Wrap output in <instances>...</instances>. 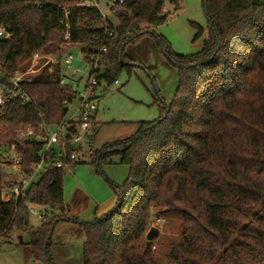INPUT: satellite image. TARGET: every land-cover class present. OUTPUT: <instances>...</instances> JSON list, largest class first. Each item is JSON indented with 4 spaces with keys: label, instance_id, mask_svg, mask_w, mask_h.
<instances>
[{
    "label": "trees",
    "instance_id": "obj_1",
    "mask_svg": "<svg viewBox=\"0 0 264 264\" xmlns=\"http://www.w3.org/2000/svg\"><path fill=\"white\" fill-rule=\"evenodd\" d=\"M181 1L171 0L175 10ZM116 2V25L104 28L97 10L65 0H0V26L11 33L0 39V85L25 71L34 53L65 45L64 6L70 43L86 49L85 59L107 49L94 73L99 83L110 85L121 71L130 73L125 46L149 34L142 26L163 25L167 14L164 0ZM202 5L207 27L192 24V43L204 37L197 53L176 54L155 38L178 74L173 100L160 106L157 120L136 123L134 135L91 157L98 172L118 157L128 176L113 187L116 202L108 213L79 223L85 235L82 264H160L146 240L153 212L180 222L182 239L169 251L172 264H264V0ZM48 68L21 83L28 103L14 101L0 112V147H15L25 173L39 161L43 143L31 138L19 145L17 131L39 135L43 125L61 123L68 111L63 103L76 99L72 87L59 85L61 66ZM58 158L53 153L46 163ZM1 164L0 238L27 235L29 243H21L27 255L54 264L50 240L64 220V169H48L18 198L4 197ZM25 203L47 209L37 228L30 226Z\"/></svg>",
    "mask_w": 264,
    "mask_h": 264
},
{
    "label": "rangeland",
    "instance_id": "obj_2",
    "mask_svg": "<svg viewBox=\"0 0 264 264\" xmlns=\"http://www.w3.org/2000/svg\"><path fill=\"white\" fill-rule=\"evenodd\" d=\"M101 10L112 20V24L116 25L115 18L108 10L105 7ZM163 13L167 14L163 25L156 28L142 26L141 31L147 30L149 34L125 46L124 55L131 61L129 65H135L131 67V72L121 71L116 76L115 83L110 85L101 83V86L95 88L93 92V96L99 101L97 112L93 116L94 122L78 146L81 160L72 171L67 168L63 170V199L70 211L59 214H62V219L70 221L59 220L53 229L50 252L54 264H82L85 235L79 223H91L108 213L116 202L113 187L121 185L127 179L128 167L121 164L116 156L112 157L111 163L102 165L98 172L91 158L94 152L134 135L136 123L157 120L160 106L162 104L168 106L173 100L178 85V74L175 68L166 63L158 40L155 38L163 39L171 50L179 55H191L199 51L204 37L192 43L195 35L192 24H197L203 29L207 27L202 0H182L177 10L171 0H164ZM61 53L73 56L71 62L61 60L66 85L72 87L75 92L83 94L91 71L84 60L86 49L68 44L43 54L52 56L55 61ZM30 64L29 61L25 71L29 69ZM67 64L69 68L65 67ZM42 68L41 65L34 67L26 77L38 74ZM74 71L77 72L73 73ZM102 73L100 71L99 74ZM103 87H106L105 91ZM13 156L16 157V154L11 149L0 147L2 171L10 169L3 165L6 161H11ZM38 178L39 175L32 182H37ZM4 179L6 177H3V181ZM75 190L85 197L84 201L79 198L81 194L74 195ZM107 197L112 198L111 202L96 207V201ZM34 209L37 215L30 213L29 222L32 228H37L40 222L45 220L47 209L41 206ZM101 211L105 212L101 214ZM151 227L159 231V235L151 241L154 256L160 264H172L169 251L172 244L182 239L180 222L175 219L160 218L153 212L149 229ZM0 264L42 263L35 261L33 256L27 255L23 245L18 241V235L14 233L9 238H0Z\"/></svg>",
    "mask_w": 264,
    "mask_h": 264
},
{
    "label": "built area",
    "instance_id": "obj_3",
    "mask_svg": "<svg viewBox=\"0 0 264 264\" xmlns=\"http://www.w3.org/2000/svg\"><path fill=\"white\" fill-rule=\"evenodd\" d=\"M71 2L76 8L97 10L101 20L100 26L104 28L109 23H112V20L102 12L101 8L105 7L113 17H115V12L117 10L116 0H65V4ZM121 4L122 1H119L118 5ZM62 14L63 18L61 24H63L66 29L63 39L65 45H68L71 43L69 25L67 22L68 9L66 6L62 7ZM170 16L173 17L172 15ZM115 35L114 32H108V36ZM10 38L11 33L8 31V28L0 26V39L8 40ZM106 53L107 49L102 48L98 51L97 56H92L89 60L84 59L92 71L88 76L87 87L83 94L75 92L76 99L72 103H63L68 111L61 123L53 127L43 125L39 135H36L28 128L26 130L20 129L17 131V142L19 145L34 138V140L43 143V149L41 153L38 154L39 161L36 164L32 163L30 165L28 173L23 171V164L17 157L13 156L11 161H6L3 167L10 169L8 171H2V194L4 197L13 195L18 198L37 175L40 176L51 168L65 169L69 163L78 161L80 153V148H78V146L89 130L90 123L97 110V103L99 101L93 96L95 88L101 86L99 81L95 78L94 73L98 69L99 63ZM62 59L71 62L73 61V56L71 54L61 53L54 61L52 56L43 54L42 52H36L30 59L31 64L27 71H16L12 75H8L6 81L0 85V112L11 102L17 101L20 105H25L29 102V99L21 88V83L27 79L26 75L29 71H33L34 67L41 65L43 68L49 66L48 72H52V66L55 64H59L63 70L61 64ZM2 65H0V68ZM65 67L69 68V65L67 64ZM76 72L77 71H74L73 73ZM59 85H66L64 76L59 80ZM69 147L70 152L68 153ZM10 149L14 152L15 147L11 146ZM53 153L58 154L60 158L54 159L51 163H46V159H48ZM44 165L45 167L43 168ZM3 177H6L4 181ZM25 206L29 213L37 215V212L34 209L37 205L25 203Z\"/></svg>",
    "mask_w": 264,
    "mask_h": 264
},
{
    "label": "crops",
    "instance_id": "obj_4",
    "mask_svg": "<svg viewBox=\"0 0 264 264\" xmlns=\"http://www.w3.org/2000/svg\"><path fill=\"white\" fill-rule=\"evenodd\" d=\"M106 90V87H103V91H105ZM96 112H97V110H96ZM96 112H95V114H96ZM95 114H94V116H95ZM94 122V119H92V121H91V123H90V126L92 125V123ZM80 157L78 158V161L77 162H74V163H69L68 165H67V169L69 170V171H72L73 169H74V167L77 165V163H79L80 162ZM96 178V177H95ZM97 180V179H96ZM76 192L74 193V195H78V193L79 194H81L79 191H77V190H75ZM79 198H80V200L82 201H84L85 200V197L84 196H82V194H81V196L79 195ZM111 197H107L106 199H104V200H99V201H96V203H97V205H96V207H100V205L102 206V205H105L106 203H108L109 201L111 202ZM110 204V203H109ZM96 209H98V208H95V210ZM70 211V209H69V206H67L66 205V208H65V211H64V213L65 212H69ZM106 211V210H105ZM105 211H101V214L102 213H104ZM100 213V212H99ZM63 221H68L67 219H64ZM19 237V236H18ZM21 237H24V236H21Z\"/></svg>",
    "mask_w": 264,
    "mask_h": 264
},
{
    "label": "water",
    "instance_id": "obj_5",
    "mask_svg": "<svg viewBox=\"0 0 264 264\" xmlns=\"http://www.w3.org/2000/svg\"><path fill=\"white\" fill-rule=\"evenodd\" d=\"M131 67L135 65H130ZM105 90V89H104ZM159 235V231L153 227H151L148 232L146 233V240L151 242L153 241L157 236ZM19 243L28 244L29 243V237L26 235L24 237L19 236L18 237Z\"/></svg>",
    "mask_w": 264,
    "mask_h": 264
}]
</instances>
